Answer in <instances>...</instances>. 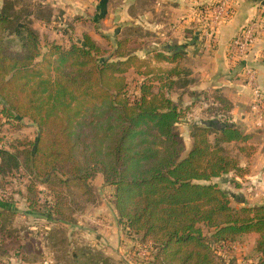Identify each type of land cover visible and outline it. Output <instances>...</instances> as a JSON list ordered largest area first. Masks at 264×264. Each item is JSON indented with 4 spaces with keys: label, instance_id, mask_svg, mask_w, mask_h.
Wrapping results in <instances>:
<instances>
[{
    "label": "trees",
    "instance_id": "obj_1",
    "mask_svg": "<svg viewBox=\"0 0 264 264\" xmlns=\"http://www.w3.org/2000/svg\"><path fill=\"white\" fill-rule=\"evenodd\" d=\"M13 6L4 3L0 12V111L29 115L38 125L28 158L41 163L44 182L57 172L65 175L53 188L51 210L43 215L67 207L64 199L74 186L85 197L84 206L93 203L96 188L88 179L101 172L112 187L124 230L151 241L160 263L222 264L219 246L256 232V264H264V202L234 205L231 197L245 201L220 181L230 171L246 172L228 148L252 134L226 119L195 121L192 146L183 154L186 145L178 123L185 120L187 108L169 92L175 83L191 80L178 77L188 75L184 52L159 51L156 57L177 64L167 70L148 67L133 44L139 24L121 31L109 57L101 56L102 44L87 31L66 45L46 38L42 49L31 17L20 21L10 11ZM139 62L145 66L144 78L140 92L131 95L124 74ZM18 156L0 148L1 170L19 166ZM0 207L2 222L12 206L0 199ZM204 225L213 230L205 232ZM48 229L57 243V227ZM75 242L71 255L76 264H129L94 252L84 238Z\"/></svg>",
    "mask_w": 264,
    "mask_h": 264
},
{
    "label": "crops",
    "instance_id": "obj_2",
    "mask_svg": "<svg viewBox=\"0 0 264 264\" xmlns=\"http://www.w3.org/2000/svg\"><path fill=\"white\" fill-rule=\"evenodd\" d=\"M220 2L221 0H39V14L35 16L33 26L42 36L44 33L40 29L48 28L47 23L51 22V26L56 27L66 44L78 34L80 35L77 37H81L84 31L101 42L104 36H111L116 40L127 25L143 26V32L154 33V39H144L149 43L147 49L143 47V58L166 62L155 65L157 70H167L177 64V61L156 57L155 54L159 51L171 53L181 50L185 54L182 64L187 66L188 75L178 77L191 80L185 84L175 83L169 92L173 99L187 108L185 120L178 123L184 137L185 151L193 143L190 130L192 123L212 122L213 119L229 120L245 132H250L252 136L248 140L233 143L244 149L245 145L254 144L253 140L264 131V0H228L231 15L225 21L216 23L210 7ZM139 3H143V6ZM42 10H46V14ZM33 14L31 15L34 16ZM253 20L258 23L256 38L244 57L239 58L230 48V41ZM46 38L64 44L56 37L51 39L45 35ZM246 65L256 70V79L261 89L262 101L256 108L254 87L249 80ZM252 151L253 153L248 154L240 152V164L247 167V170L244 174H235L243 183L240 186V190L244 192V195L240 194L241 198L246 203L256 204L264 202V151L262 147H253ZM251 188L260 197L248 194L246 190ZM91 205L97 206L95 203Z\"/></svg>",
    "mask_w": 264,
    "mask_h": 264
},
{
    "label": "rangeland",
    "instance_id": "obj_3",
    "mask_svg": "<svg viewBox=\"0 0 264 264\" xmlns=\"http://www.w3.org/2000/svg\"><path fill=\"white\" fill-rule=\"evenodd\" d=\"M38 1L0 0V12L4 3L8 5L12 3L14 6L10 9L11 13L18 14L20 21L31 17L33 25L35 16L37 17L39 14ZM139 5L143 6V3H139ZM45 11L42 10L43 13ZM35 24L38 25L37 22ZM47 24L48 28L41 29L38 25L41 33H44L41 41L42 49L45 44V35L51 39L56 37L57 40L59 39L66 44L56 27H52L51 22ZM0 31H3L2 26H0ZM71 33L73 34V32ZM66 34L69 35V33ZM132 35L136 38L133 44L139 47L141 59H143V47L147 49L149 43L145 40L154 39V33L152 35L143 32L142 26ZM101 40L100 43L104 48L101 56L109 57L115 49L116 40L111 36H104ZM14 46L15 44L12 43L10 48H14ZM146 61L150 68L166 63L154 60V58L152 60L147 58ZM144 68L143 62H139L124 74L131 95L140 92ZM1 107L2 104L0 103V109ZM38 134V125L29 115H22L15 111H0V148L12 150L19 155L20 159L19 166L1 170L0 157V199L11 203L12 206L10 210H5L2 222L0 221V255H2L0 256V264H76L75 257L71 254L75 248V241L81 238L92 243L96 248L94 252L99 251L100 254L109 255L116 262L125 260L129 264H162L156 257V249H154L151 241L143 242L141 233L136 236L124 230L112 201V187L106 184L103 174H99L101 172L90 176L88 179V183L96 188L97 196L93 203L97 206H92L93 203L84 206L83 199L85 197L81 195L78 187L74 186L70 189L73 191L70 196L74 200L68 194L66 196L68 199L70 198V201L64 199V202H69L67 207L62 205L61 212L52 211L51 216L48 217L43 215L44 212L49 211V208L51 210L50 205L56 196L53 188L58 187L56 182L59 177L63 178L65 175L57 172L47 182L50 183L49 186L44 182V177L40 175L42 172L41 163H33L31 158H28V149L31 148L30 141L36 139ZM253 142L256 144H247L244 149H240L239 144L235 143L228 148L229 152L237 156L241 151L247 154L253 153V147H262L264 151V131ZM186 153L187 150L183 154ZM223 177L220 178L221 184L234 196L241 193L244 195V192L240 190L243 183L234 171L225 174ZM246 191L248 194L251 193L255 197H260L259 193H254L253 188ZM235 198L231 197L234 205L239 206L246 203L237 202ZM0 210H2L1 207ZM51 226L58 229L56 233L57 243L49 237L47 232ZM203 228L205 232L213 230L207 225H204ZM257 236L258 233L252 232L240 242L219 246L217 255L221 263L256 264L258 256L254 247ZM3 239H5L6 244L1 245ZM2 246L4 247L1 248Z\"/></svg>",
    "mask_w": 264,
    "mask_h": 264
},
{
    "label": "built area",
    "instance_id": "obj_4",
    "mask_svg": "<svg viewBox=\"0 0 264 264\" xmlns=\"http://www.w3.org/2000/svg\"><path fill=\"white\" fill-rule=\"evenodd\" d=\"M228 0H221L220 4L210 7L213 10V17L216 23L225 21L231 15V8L228 6ZM208 10V9H207ZM257 21H250L235 37L230 41V48L239 58H243L248 52L251 44L254 42L257 34ZM246 71L249 80L254 87V108L259 107L262 101L261 89L256 79V70L254 67L246 65Z\"/></svg>",
    "mask_w": 264,
    "mask_h": 264
},
{
    "label": "water",
    "instance_id": "obj_5",
    "mask_svg": "<svg viewBox=\"0 0 264 264\" xmlns=\"http://www.w3.org/2000/svg\"><path fill=\"white\" fill-rule=\"evenodd\" d=\"M211 123V122H210Z\"/></svg>",
    "mask_w": 264,
    "mask_h": 264
}]
</instances>
